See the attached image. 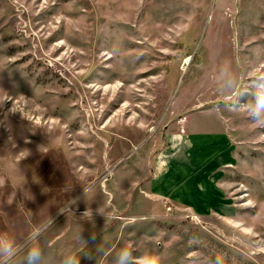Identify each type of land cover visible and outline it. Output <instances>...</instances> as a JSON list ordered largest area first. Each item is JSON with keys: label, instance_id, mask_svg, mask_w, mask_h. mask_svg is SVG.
<instances>
[{"label": "rangeland", "instance_id": "1", "mask_svg": "<svg viewBox=\"0 0 264 264\" xmlns=\"http://www.w3.org/2000/svg\"><path fill=\"white\" fill-rule=\"evenodd\" d=\"M0 0V264H264V0ZM229 109L223 197L203 211L141 187L177 143L162 119L185 95ZM195 102H199L196 98ZM95 237V239H92ZM92 259H87V256Z\"/></svg>", "mask_w": 264, "mask_h": 264}, {"label": "crops", "instance_id": "2", "mask_svg": "<svg viewBox=\"0 0 264 264\" xmlns=\"http://www.w3.org/2000/svg\"><path fill=\"white\" fill-rule=\"evenodd\" d=\"M241 11L244 0H234ZM212 98L180 96L162 119L169 135L177 143L165 158L161 156L150 166V151L139 147L125 162L139 163L141 187L159 202L169 201L176 206L203 211L216 205L223 197V185L213 175L214 165L231 156L232 119L223 104H202ZM196 98L199 102H195Z\"/></svg>", "mask_w": 264, "mask_h": 264}, {"label": "clouds", "instance_id": "3", "mask_svg": "<svg viewBox=\"0 0 264 264\" xmlns=\"http://www.w3.org/2000/svg\"><path fill=\"white\" fill-rule=\"evenodd\" d=\"M253 87L255 88V100L250 115L255 123L259 126H264V76L254 80ZM92 239H95V237H92ZM12 249V244H8L5 247L3 243H0V255L10 258L15 254ZM41 255V251L38 248H31L27 255L26 264H38ZM86 258L92 259L90 255ZM65 264H80V260L72 257L66 260ZM115 264H133L132 252L128 248H122L115 259ZM136 264H157V262L145 256L140 258Z\"/></svg>", "mask_w": 264, "mask_h": 264}]
</instances>
